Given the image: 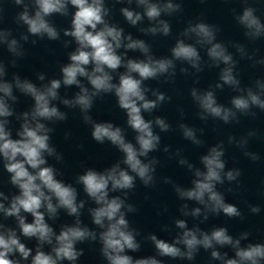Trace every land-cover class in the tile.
<instances>
[{
    "label": "clouds",
    "instance_id": "1",
    "mask_svg": "<svg viewBox=\"0 0 264 264\" xmlns=\"http://www.w3.org/2000/svg\"><path fill=\"white\" fill-rule=\"evenodd\" d=\"M10 2L19 11L13 17L15 29L0 26V47L10 57L6 62L0 59V169L7 173V184L15 191L0 189V264H79L84 248L78 245L82 244L98 245L104 264H165L164 258L192 262L201 250L209 254V264H264V242H253L249 231L234 236L226 226L201 227L221 215L244 218L218 187L226 183L239 186L241 170L227 167L223 141L207 147L198 164L183 155L182 149L171 152L168 145L161 149L160 133L174 129L165 117L153 113L172 97L147 83L173 84L179 72L194 77V84H199V73L206 68L218 69L215 83L189 90L196 115L205 123L212 119L225 125L239 124L242 117L255 118V109L264 112V76L242 84L235 55L251 61L253 67L264 66V57L256 59V50L250 51L244 43L219 40L221 27L202 18L189 20L173 37L168 55L157 56L147 40L134 36L113 19L116 5H121L118 11L123 21L140 36L170 37L169 18L183 12L182 0ZM239 4V10L234 8L232 13L243 37L249 44L264 40V20L252 0H239ZM5 14L0 5V25ZM54 16L65 18L68 26L58 27ZM43 40L59 42L66 50L67 60L59 65L58 77L38 72L34 81L18 72L10 75L9 69H15L25 57V45L34 46ZM226 87L234 93L228 105L217 98V92ZM62 88L76 91L69 97L61 95ZM21 96L32 103L26 110L17 111ZM105 96L115 98L116 107L125 116L124 126L93 118L97 99ZM61 106L78 111L91 138L97 144H110L120 158L102 169L82 163L81 171L67 182L55 166L63 163V153L52 142L55 125L69 116ZM180 117L183 120L182 109ZM10 118L17 127L10 126ZM177 128L184 140L196 147L204 145L203 128L184 122ZM129 130L134 133L131 140ZM255 135L249 131L239 138L229 136L228 144L257 161L258 154L248 150L249 138ZM161 150L169 159L175 158L190 176L188 185L163 178L180 201L178 216L160 229L170 239L154 232L142 235L128 219L138 211L129 202L137 181L145 188L156 184L160 160L151 154ZM260 211L259 206L249 205L250 213ZM85 212L90 225L82 220ZM62 214L71 218L70 222H60ZM10 219L14 224L7 223ZM25 241L33 242V246ZM145 241L150 242L154 254L132 255L141 251ZM222 249H230L232 255Z\"/></svg>",
    "mask_w": 264,
    "mask_h": 264
}]
</instances>
